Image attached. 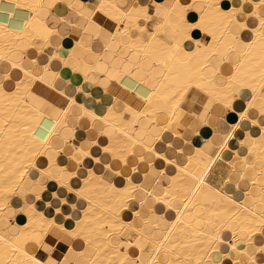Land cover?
<instances>
[{
  "label": "bare ground",
  "instance_id": "1",
  "mask_svg": "<svg viewBox=\"0 0 264 264\" xmlns=\"http://www.w3.org/2000/svg\"><path fill=\"white\" fill-rule=\"evenodd\" d=\"M2 1L32 17L20 29L0 23V264H57L53 257L58 244L71 248L65 264H264V0H243L250 12L235 5L225 10L224 1L233 0H200L204 10L194 22L189 21L193 0H137L136 6L130 4L133 0H98L95 11H75L88 26L75 24L70 35L38 18L46 0ZM54 1L74 11L75 0ZM99 18L113 23L110 33L96 26ZM149 24L154 31L148 30ZM195 30L202 36L194 37ZM98 31L111 40L132 34L125 46L120 44L123 54L112 53L106 45L102 51L115 72L110 85L117 83L132 93L137 106L103 89L121 102L116 110L111 101L89 91L98 87L91 79L98 77L99 65L103 68L101 51L92 61L70 51L68 58L61 54L80 45L86 32L99 39ZM40 40L44 44L37 47ZM22 41L29 43L32 54L20 51ZM86 51L91 52L90 46ZM132 53L140 59L132 61ZM37 55H48L41 74L31 70ZM226 65L230 73L219 83ZM67 66L78 86L76 96L54 83ZM194 92L214 106L209 118H223L218 128L209 118L200 121L204 111L192 114L184 107ZM239 101L243 108L236 111ZM229 112L237 115L233 124L225 122ZM192 119L211 126L214 134L192 148L183 164L158 151L168 136L191 141L186 133H195L189 127ZM82 121L100 137L106 138L104 131L110 129L109 144L93 140L87 150L75 145ZM74 151L85 158L75 164L77 171L59 164L62 156L74 160L68 155ZM219 162L228 167L214 179ZM54 168L63 169L70 182L53 174ZM109 169L117 175L115 181L103 177ZM134 173L142 180L134 183ZM33 185L63 206L68 199L56 191L74 197L71 207L81 218L67 227L32 204L13 210L18 189L25 187L29 194ZM37 200L42 202L41 194ZM45 205L49 210L51 204ZM52 208L61 212L60 206ZM21 217L26 219L23 224ZM3 222L8 227L2 228ZM37 233L54 244L43 243ZM77 243L94 254L74 251ZM31 244L40 249L48 245L52 251L40 259L28 249Z\"/></svg>",
  "mask_w": 264,
  "mask_h": 264
},
{
  "label": "crops",
  "instance_id": "2",
  "mask_svg": "<svg viewBox=\"0 0 264 264\" xmlns=\"http://www.w3.org/2000/svg\"><path fill=\"white\" fill-rule=\"evenodd\" d=\"M97 1L98 0H75L73 2V5H72L74 11H72V9H70L71 7L69 5L63 3V2L54 1V0H46L44 6L39 9L40 12H38V13H40V14H38L37 16H39L38 17L39 19H41L43 21H47L48 25L51 28L58 30L60 34L70 35L71 33H74L73 32L74 31V27H72L73 25L76 24L79 27H85V26L87 27L88 26V23H85V21L82 18L78 17V15H77V13L75 11H82V9L83 10H87V11L88 10L89 11H95V6L98 5ZM185 2L188 3V2H190V0H186ZM130 4L136 6V5L140 4V1L138 2L137 0H133V2H131ZM157 4H159V2H157ZM150 5H151L150 2H148V6H150ZM233 5H235L236 7H243L246 12H250L251 11L250 4H248V3L244 4L243 0H233V1H230V3L227 2V1L226 2L224 1V3L222 4V6H223V8L225 10H229L230 7H232ZM128 6H129V4H128ZM203 10H204V3L203 2L202 3H201V1L194 2L193 3V11H192L194 14H192L189 17V21L190 22L196 21V16L195 15L200 13V12H202ZM243 14H245V12ZM30 17H32V13L27 12V11H23V10L20 11V10L16 9L15 6H13L12 4L8 3L7 1H2L0 3V23H5V24H8L10 27H15L16 29H20L21 27L24 26L25 22ZM62 17L65 19V21H66L65 23H61L62 21H61L60 18H62ZM241 19H243V17ZM95 24H96V26H98L102 30H104L106 32H109V33L111 31V28L114 26L112 22L110 23V21L106 20L105 18H99L98 21H95ZM130 26L132 28H136L138 26V23L136 21H132V22H130ZM126 27H127L126 24H124L122 26L123 29H125ZM122 28L118 27V30H121ZM94 29L95 28L93 27L92 31ZM95 30H94V32H95ZM148 30L149 31H154L155 30V26L153 24H149ZM98 32L101 33V35H102V37L101 36L98 37L99 39H93L92 37H90L92 35L90 33L86 32L87 35L84 33L79 38V41H80L79 44L80 45H78V46H76L75 44H74V46L71 45V47L68 50L67 49L61 50V54L63 56H66V58H68L69 57V51H70V55L73 52V54L75 56H77V57L82 56V57H85L86 60L92 61L94 59V57H95V54L97 52L101 51V56H102V59H103V64H102L103 68H101V65H99L98 69H97L98 77L96 79L95 78L91 79V81L95 85H97L98 87H93L92 89H89V91L93 92V94L98 99L100 98L102 101H104V100H106L107 102L111 101L110 102L111 105H113L114 109H116V110L118 109L117 108L118 105H120V103H121L120 101H122L125 104H132L134 106H137V101L134 98L132 93L123 90L121 88V86H119L117 83H113V84L110 85V79L109 78L113 77L115 72H113L110 69V67H109V65H110L109 63H111V58L107 54L106 50L102 51L103 46L106 45V46L109 47V49H110V51L112 53L118 52L120 54H123V50H122L120 44L125 46V44L129 42L130 38L133 37L132 34H127V33L124 34V33H122V35H120L119 39H116L114 37V39L112 38V40H111V39H108L109 35H105L102 31L101 32L98 31ZM193 36L194 37H201L202 35L200 34L199 31L195 30L193 32ZM89 39H90V41H89ZM143 39L147 40L148 38L144 37ZM53 41H54L55 45L58 42L57 40L56 41L53 40ZM43 44H44V42L42 40H40V41L37 42L36 45H37V47H42ZM85 45H87V46H85ZM89 46H90L91 52L90 51H88V52L86 51V47H89ZM20 47L22 48V49H20V51L22 53H24V52H25V54L31 53V50L28 48L29 47V43L27 41H22L21 44H20ZM84 47H85V49H83ZM18 56H20V54ZM47 56L48 55H46V57L44 55H37L36 56L37 62L33 63L32 66H31V70L34 71L35 74H41V72H43L42 68L44 67V65H46ZM139 59L140 58L136 57V58H133V61L135 62V61H138ZM4 69L5 68H3L2 70H4ZM53 69L57 70L58 67L56 66ZM229 73H230V67L227 66V65L224 66L222 68V75H221V77L218 78L219 83L223 82L222 76L225 77ZM61 77H58V78L54 79V83L60 84V87H62V90L64 92H66V94H68L69 96H76V94H78V88H77L78 86H77V83H76L75 79H73L72 67L67 66L66 70L62 71ZM62 84H63V86H61ZM103 89H107L111 96L117 98L120 101H118L117 99H110L109 97H107V95H106L107 90H103ZM238 105H239L240 108L237 107ZM184 107L186 109H188L192 114H194V113H200L201 114V112L204 111V113L202 115L198 116L200 121H207V119L209 118V115H210L209 108H211L210 112L214 108V106L212 107L211 103H206V101H204V99L202 98V95L196 94L195 92L190 95L188 100L185 102ZM206 108H208V113L207 114H206V111H205ZM234 108H235L236 111H240L243 108V101L237 102L234 105ZM199 111H201V112H199ZM228 114L225 115L227 121H225V119H224V121L227 122L228 124H229V122L231 124L235 123L237 121V115H235V112H229ZM218 117L219 116H215L212 119L211 118L208 119V120L211 119L210 122L212 124H214L216 126V128H218L220 126L221 122L223 121V118H221V117L218 118ZM190 126H193L192 130L195 131V133L196 132H198V133L195 134L192 131H191L192 132L191 134L190 133H186L187 130H188V129L186 130V128H184V130H182V132L186 133L187 137L192 139L191 141H185L183 138H181L180 140L178 138H176V139L174 138L173 139L172 137L168 136V137H165L164 143H160V144L157 145L158 151L164 153L167 157H169L171 159H177L181 164H183L185 162V156L186 155H189L193 151L194 148H196V147H198V146H200L202 144V141H204L207 137H211V135L214 134V132L212 131L213 129L211 128V126H210V129L209 128L207 129V128H205V126L203 124L200 125L197 121H195V119L191 120L189 127ZM78 127H79L78 128L79 132L74 137L73 142H74L75 145H77L81 149H83V150L89 149L90 142L93 141V140L100 141V143L104 144L105 146L109 144L108 143L109 142L108 136L112 133V132H110L111 131L110 129H107L106 131H104L106 133L105 134L106 138H105V137H100V136L96 135L95 131L92 130L89 127V125L86 123V121H82L81 124L78 125ZM166 141L167 142L168 141L171 142V146L170 147L166 146V144H165V143H167ZM86 146L87 147L89 146V147L86 148ZM179 150L182 151L181 154H178ZM68 155L73 156L74 160L73 159H69V156H67L68 159L66 157L62 156V157L59 158V164L61 166H65L66 165L71 171H77V165H75V164L82 159L81 153L80 152L78 153V152L74 151V152H70ZM50 156H53V154L51 153ZM56 159H58V156L56 157ZM82 160H85V158L82 159ZM89 164L91 165V162H89ZM227 167L228 166L226 164H224L222 162H219L217 164L216 168L214 169V173H215L214 179H216V177L219 175V173L222 170H226ZM93 169H96L98 172L101 171V169L98 166H95V165L93 166ZM52 173L55 174V175L59 174V177H61V180L64 181L65 183H67V181L70 182V178L68 177L67 174H64L66 172H64L63 169L61 171H59V169L54 168L52 170ZM116 176L117 175H115V173L111 169L105 170L103 172V177L106 180H108V181H115L116 178H117ZM140 180H142L141 179V175H139L137 173H134L132 175V181L134 183H137ZM43 181L44 180H41L40 183H42ZM72 185L77 187L79 185V183L77 181H73ZM31 188H32V191L31 192L29 191V194H27L28 190L25 187L24 188L21 187V188L18 189V191H17L18 200L17 201H13L11 203V206H12L13 210L21 209V208L25 209L26 206L32 204V205H35L37 207L38 211L44 212V214L46 216H48L49 218L54 219L59 224H64V225L66 224L67 227H72L73 225H75L74 222L81 218L82 215L80 213L74 212L72 210L71 206L74 205V204L76 205L74 197H72V196L68 197L65 194V192H62V191H59L60 194H59L58 191H56L58 193L57 195L59 197H66L68 199V205H64L63 206L62 204H59V202H58V200L56 198H53L49 194H45V193L43 194L40 186L33 185ZM49 188L51 189V187H49ZM40 194L42 195V202L41 203H40V201L37 200V196L40 195ZM46 203L51 204V207L49 208V210H44V209H46V205H45ZM52 206L54 207V209H55V207L57 208L58 206H60L61 212L60 213H55V211H53ZM83 208H84V206L81 204V209H83ZM10 212H11L10 210L7 211L8 214ZM145 215H146V213H145ZM64 217H66V218H64ZM128 218L131 219L130 214L128 215ZM21 219H20V223L23 224L26 221V219L24 217H21ZM152 219H153V217H152ZM154 219H155V217H154ZM8 225L9 224H7V222H3L1 224V227L2 228H6V227H8ZM35 236H37V239H40L41 241H43V243L48 241V243L50 245H52L55 242L54 239H52L51 237L47 238L46 235H44V236L42 235L43 236V240L41 238L42 236L39 233H37ZM114 241H115V239H114ZM36 245L37 244H31L28 247V249H30L31 251H34L36 253V255H38V257L40 259H45L47 254H48V252L52 251L51 247L48 246V245H44L42 249H40L39 247H35ZM70 249H71L70 247H68L66 245H63V244L56 245V253H55L56 255H54L55 257H53V260L54 261L58 260L57 264H65L66 262H64L63 260H64V258L66 256H68L70 254L69 253ZM72 249L74 251H76V252L77 251H81V252L84 251L86 256H92L94 254V250L89 248V247H87L86 245H83V243L75 244L72 247ZM75 256L76 255H73L72 259L73 258L76 259L77 257H75ZM70 257L71 256H69V258Z\"/></svg>",
  "mask_w": 264,
  "mask_h": 264
},
{
  "label": "rangeland",
  "instance_id": "3",
  "mask_svg": "<svg viewBox=\"0 0 264 264\" xmlns=\"http://www.w3.org/2000/svg\"><path fill=\"white\" fill-rule=\"evenodd\" d=\"M196 1H200V0H193V2H196ZM131 55H133L134 57H132V61H133V58H136V54L135 53H132Z\"/></svg>",
  "mask_w": 264,
  "mask_h": 264
}]
</instances>
